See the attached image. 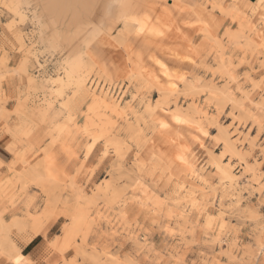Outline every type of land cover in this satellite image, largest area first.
<instances>
[{"label": "rangeland", "instance_id": "374dc122", "mask_svg": "<svg viewBox=\"0 0 264 264\" xmlns=\"http://www.w3.org/2000/svg\"><path fill=\"white\" fill-rule=\"evenodd\" d=\"M0 143V260L264 264V0H0Z\"/></svg>", "mask_w": 264, "mask_h": 264}, {"label": "crops", "instance_id": "0c3cea01", "mask_svg": "<svg viewBox=\"0 0 264 264\" xmlns=\"http://www.w3.org/2000/svg\"><path fill=\"white\" fill-rule=\"evenodd\" d=\"M8 159H10V153L7 151L6 146L0 143V161H2L3 163H6ZM36 241H39V242L35 243ZM45 248H46V245L44 244L42 237L39 235H36L32 237L29 243H27L25 246L22 247L21 254L24 257V259L31 261L33 264H42L44 260ZM47 261L52 264L56 262L52 254L47 258ZM3 262L4 264H12V262H5V261Z\"/></svg>", "mask_w": 264, "mask_h": 264}, {"label": "snow or ice", "instance_id": "6c2138e0", "mask_svg": "<svg viewBox=\"0 0 264 264\" xmlns=\"http://www.w3.org/2000/svg\"><path fill=\"white\" fill-rule=\"evenodd\" d=\"M2 7H7L9 10H11L10 5H2ZM39 241H36L35 243H38ZM0 264H4L2 260H0ZM12 264H32L31 261L25 260L23 257H21L18 253L16 254L15 259L12 261Z\"/></svg>", "mask_w": 264, "mask_h": 264}, {"label": "bare ground", "instance_id": "6f19581e", "mask_svg": "<svg viewBox=\"0 0 264 264\" xmlns=\"http://www.w3.org/2000/svg\"><path fill=\"white\" fill-rule=\"evenodd\" d=\"M53 1H54L55 3H58L60 0H52V2H53ZM65 73H66V72H65Z\"/></svg>", "mask_w": 264, "mask_h": 264}]
</instances>
